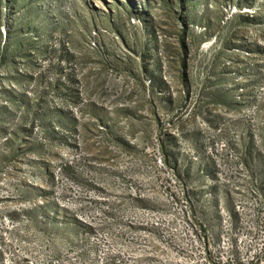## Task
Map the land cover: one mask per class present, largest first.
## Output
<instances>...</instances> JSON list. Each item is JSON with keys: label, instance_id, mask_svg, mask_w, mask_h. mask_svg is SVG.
Segmentation results:
<instances>
[{"label": "rangeland", "instance_id": "obj_1", "mask_svg": "<svg viewBox=\"0 0 264 264\" xmlns=\"http://www.w3.org/2000/svg\"><path fill=\"white\" fill-rule=\"evenodd\" d=\"M225 218L263 262L264 0H0V264Z\"/></svg>", "mask_w": 264, "mask_h": 264}, {"label": "built area", "instance_id": "obj_2", "mask_svg": "<svg viewBox=\"0 0 264 264\" xmlns=\"http://www.w3.org/2000/svg\"><path fill=\"white\" fill-rule=\"evenodd\" d=\"M185 203L189 208L188 201ZM143 216L152 225H158L163 219L157 213L148 212ZM188 220L192 223L190 216ZM146 231L152 234L158 232ZM146 231L136 232L135 239H130V242L142 244L139 246L116 242L111 234H95L93 240H105L106 260L102 259L100 262L96 260L91 264H264V261L257 260L258 251L242 250L232 242L227 218L224 220V233L220 239L208 245L197 228H189L183 240L176 239L172 230L167 231L168 235L158 232L154 238V245L149 247L145 246L142 240L147 237Z\"/></svg>", "mask_w": 264, "mask_h": 264}]
</instances>
